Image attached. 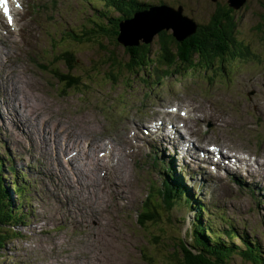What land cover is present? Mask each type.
Listing matches in <instances>:
<instances>
[{"label":"rangeland","instance_id":"rangeland-1","mask_svg":"<svg viewBox=\"0 0 264 264\" xmlns=\"http://www.w3.org/2000/svg\"><path fill=\"white\" fill-rule=\"evenodd\" d=\"M58 1L57 14L62 18L54 23L46 12L31 20L25 19L26 15L19 14L18 29L10 37L14 64L11 68L9 65L0 66L1 74L10 75L9 78L0 76V87L5 89V85L9 90L0 97V153L5 159H12V165H15L20 176L23 172L21 180L27 185L20 207L24 219L15 226L16 232L12 229L9 233L7 244L0 254V264H149L142 259L140 249L145 247L144 249L156 255L160 250L152 248L146 233L135 222V217L140 202L148 191L159 189L160 175L149 154L127 151V131L133 123L144 120L151 114L137 105L143 94L149 92L152 102L154 99L160 105L178 102L181 106H188L192 112L200 113L201 117L215 116L222 119L229 115L238 126L230 128L219 120L216 127L206 132L210 141L216 140L229 146L237 142L245 129L243 123H240L243 116L247 114L246 117H249L248 112L238 109L239 83L229 86L216 81L211 83L208 80L218 76L212 72L199 77L198 82H192L196 76H200V72L188 74L183 81L178 82L171 77L168 81L147 89L132 84V77L115 84L113 80L105 78L103 67L94 75L86 64L98 59L101 53H95L91 43L87 42L94 39L85 37L81 32L94 10L103 8V2ZM161 1L174 6L181 4L184 7L183 14L200 23L209 19L218 3L222 7L226 4L225 0L216 3L211 0H145L150 3ZM263 12L264 0H248L242 8L232 13L237 28L241 31L240 37L247 43H252L253 50L264 58V45L257 43L260 36L256 35V26L259 25ZM71 27L82 38L79 43L70 47L81 60L79 64L91 75L87 77L82 70H73L72 73L81 78L79 87L57 92L59 85H55L56 79L34 65L29 56L37 52L44 59H52L55 53L46 29L55 32L58 37L62 28ZM128 38L132 40L134 35L125 34V39ZM156 41L157 37L151 43L153 58L158 48ZM7 44L8 39L0 38V46ZM115 47L118 56L125 55L124 48L117 45ZM6 60L7 57H2L1 63ZM246 64L242 61L228 63L226 71L228 75L234 69V75H264V64L260 67ZM57 66L65 72L61 63L58 62ZM141 80L136 82H142ZM200 88H205V91L199 90ZM262 108L264 110V104ZM262 108L254 111L261 120L264 119ZM247 109H251L250 104ZM194 124L193 119L185 120L187 135H197ZM252 124L247 119L244 123L246 128H252ZM178 125L179 123L176 124L177 127ZM63 128V140L65 142L67 137L68 147H62L64 142L59 139L60 134L56 133ZM262 128L264 129V124ZM31 129L35 135L31 133ZM39 131L44 132L43 141L39 138ZM67 132L70 134L67 135ZM148 140L150 137L137 138L139 143ZM72 143L77 144L70 151ZM104 149L108 153L99 157L105 163L98 166L96 182L90 185L87 181L83 184L79 182L74 175L79 179L84 177L83 171L88 167L90 156L95 157L99 150ZM165 149L170 150L168 143L166 148L158 150L164 152ZM262 149L264 152V146L258 153ZM162 157L173 159L167 154H162ZM114 159L117 161H113ZM161 162L166 164L163 159ZM7 163L9 161L4 162L1 170L3 175L0 177L6 187L10 207L16 208L19 197L12 187ZM201 163L197 167H200L199 172L206 178L199 175L196 164L173 159L176 174L184 179L194 198L191 203L194 207L183 203L172 210L181 235L191 225L192 209L205 204L206 210L202 213L201 222L210 224L217 231L230 226L241 237L247 236L259 241L264 249V191L257 189L259 185H255L253 181L250 186L256 188V197L249 196L241 188L236 189L232 185L231 176L222 180L216 174L207 173L206 160H201ZM262 163L264 164L263 160ZM259 182L264 188V175ZM118 183L122 188L121 194L115 186ZM57 184H61V188ZM109 185L112 186L108 193ZM72 206L76 207L73 212L78 211L79 215L75 217L80 222L67 214ZM103 208L110 210L111 217ZM157 226L160 230L164 229L163 224L157 223ZM222 238L228 240L224 234ZM232 242L244 247L238 237H233ZM240 260L238 256L234 257L236 263Z\"/></svg>","mask_w":264,"mask_h":264},{"label":"trees","instance_id":"trees-1","mask_svg":"<svg viewBox=\"0 0 264 264\" xmlns=\"http://www.w3.org/2000/svg\"><path fill=\"white\" fill-rule=\"evenodd\" d=\"M107 2L104 8L94 10L81 34L94 39L87 42L91 43L95 53H101L98 59L90 60L86 67L91 69L94 75L102 67L105 68L102 70L105 78L113 80L115 84L132 77V84L152 89L156 84L166 82L171 77L173 81L178 82L183 81L188 74L200 72V76H196L192 82H198L199 77L202 78L209 72L218 76L208 81L228 82L236 70L228 75L226 71L228 63L242 61L252 67L264 64L263 56L253 50V44L240 37L241 31L237 28L232 13L236 10L227 4L222 7L218 3L213 14L205 22L200 23L190 17L195 24L193 32L192 24L187 26L185 23L180 24L183 26L181 30L172 26L158 30L153 34L154 38L157 37L158 44L156 56L153 58L151 56L153 36L149 40L140 37L135 43L123 44L118 37L119 24L132 19L134 12L148 10L153 4L168 5L174 9L182 5L174 6L164 1L150 3L145 0ZM182 9L184 10L183 6ZM260 18V23L256 26V35L260 36L257 43L264 45V12ZM178 30L179 33L182 32L180 39L174 34ZM75 38L80 42L82 36L76 33ZM116 45L124 48L125 55H117ZM79 61L81 60L69 49L60 52L56 57L55 62L61 63L66 70L60 72L55 67L52 75L63 85V91L72 85H80L81 78L73 74V70H82L87 77L91 75L84 70ZM2 175L0 165V176ZM13 187L18 196H21L24 187L16 180ZM6 191L0 177V254L7 244L9 233L24 219L20 206L17 208L18 211L10 207ZM168 202L167 197L146 198L137 210V222L146 233L149 244L152 248L160 250L156 255L144 249L145 247L140 249L142 259L149 264H264V249L259 241L247 236L241 237L243 247L230 240H224L221 233L213 232L208 224L201 222L198 214L192 217L191 225L181 235ZM157 223L163 224L165 231L160 230ZM14 231L16 232L15 229ZM234 235L228 233L229 238ZM235 256L241 258L239 263L234 261Z\"/></svg>","mask_w":264,"mask_h":264},{"label":"water","instance_id":"water-1","mask_svg":"<svg viewBox=\"0 0 264 264\" xmlns=\"http://www.w3.org/2000/svg\"><path fill=\"white\" fill-rule=\"evenodd\" d=\"M211 1L216 3L219 0ZM247 1L248 0H225L226 4L234 10H239L240 8H242ZM192 20L193 19H191L189 16L183 14L182 6H178L177 9H174L168 5L153 4L148 10L134 12V17L132 19H127L119 24V41L123 44H132L135 43L138 38L142 37L141 35H139L132 42H123V37L121 36V32L123 30H138L140 34H142L143 30H145L147 37H143L144 40H149V38L153 36V34H155L158 30L163 29L164 27H179L178 29L181 30L183 26L180 24L182 23H185V25L192 24L193 28L191 32H193L195 30V24ZM179 30L177 31V33L174 32V34L180 39L182 38V32L179 33Z\"/></svg>","mask_w":264,"mask_h":264},{"label":"bare ground","instance_id":"bare-ground-1","mask_svg":"<svg viewBox=\"0 0 264 264\" xmlns=\"http://www.w3.org/2000/svg\"><path fill=\"white\" fill-rule=\"evenodd\" d=\"M133 34L134 35V38L132 39V40H129V38H128V40L127 39H125V34L128 36L129 34ZM139 35H141L142 37H146V32H144V33H142V34H140V32L138 31V30H135V31H125V30H123L122 32H121V36L123 37V42H126V43H129V42H132L136 37H138ZM0 38H2L3 39V36L2 37H0ZM186 38V37H185ZM188 38V37H187ZM36 114V113H35ZM34 115V114H33ZM35 122V121H34ZM23 125H25V124H23ZM26 126H27V124H26ZM33 126V125H32ZM179 127H180V123H179V125H178ZM20 127V126H19ZM34 127H37V126H35L34 125ZM177 127V126H176ZM179 127H177V128H179ZM24 129V128H23ZM55 130H57V128H55ZM65 130V128H63V129H60L59 130V132H56V133H59L60 134V137H59V139H61L63 142H64V140H63V131ZM31 131V133L33 134V135H35L34 134V131H33V129H31L30 130ZM38 130H36V132H37ZM67 131V130H66ZM42 133H44L43 131H39L38 132V134H39V138L43 141L44 140V135H42ZM189 133V132H188ZM69 134H70V132H69ZM68 134V132H67V135H69ZM191 136V135H190ZM58 139V140H59ZM66 139V141L63 143V145H62V147H68V140H67V137L65 138ZM70 139V138H69ZM46 141H48V140H46ZM46 141H45V143H46ZM98 142V141H97ZM44 143V142H43ZM76 144L77 143H72L71 144V146H70V151H73L74 150V148H75V146H76ZM93 144V143H92ZM97 144V143H96ZM110 147V146H109ZM94 148H96V147H94ZM117 148V147H116ZM89 152V151H88ZM94 153V152H93ZM61 154V153H60ZM88 154V153H87ZM151 158V157H150ZM150 160V159H149ZM88 161V160H87ZM173 161V160H172ZM72 163V160L70 159V164ZM85 164V163H84ZM88 164V165H87ZM86 165L88 166L87 167V169L85 170V171H83L84 172V177H82V178H80L79 179V177L78 176H76V175H74L77 179H78V181L79 182H81L82 184L85 182V181H87L88 182V184L90 185V183H95L96 182V179H97V176H96V174H97V171H98V166L100 165V162H99V160L96 158V157H94V156H90V158H89V161H88V163H87ZM82 165V164H81ZM110 165V164H109ZM206 165V164H205ZM85 167V166H84ZM242 167L243 168H245V170L247 169V170H249V171H251V172H253V173H260V172H262L263 170H264V164L262 163V161L259 163V161H257L256 159H251V158H245L244 159V161L242 162ZM188 173V172H187ZM248 174V173H247ZM190 175V174H189ZM51 177V176H50ZM158 178V177H157ZM58 181H59V179H58ZM60 182V181H59ZM63 179H62V186H63V188H64V185H63ZM160 182V181H159ZM72 183V182H71ZM58 185V184H57ZM60 188H61V184L60 185H58ZM153 188V187H152ZM120 194V193H119ZM178 208V207H177ZM75 209H76V207L75 206H72V209L70 210V212H67V214H69L70 216H72L73 217V219L74 220H76L77 222H80L81 220L80 219H78V218H76L75 217V215H79V213H78V211H76V212H73V211H75ZM103 210H106L107 211V215L109 216V217H111V215L109 214L110 212V210H107V209H105V208H103ZM90 216V215H89ZM114 216V215H113ZM93 218V217H92ZM90 220V219H89ZM115 221H117L116 219H115Z\"/></svg>","mask_w":264,"mask_h":264},{"label":"snow or ice","instance_id":"snow-or-ice-1","mask_svg":"<svg viewBox=\"0 0 264 264\" xmlns=\"http://www.w3.org/2000/svg\"><path fill=\"white\" fill-rule=\"evenodd\" d=\"M0 4L4 5V12L5 14L8 13V8H7V0H0ZM9 23H11V18L9 17Z\"/></svg>","mask_w":264,"mask_h":264}]
</instances>
